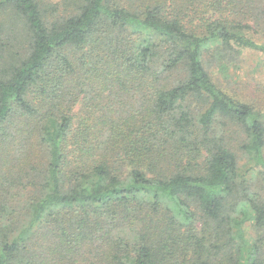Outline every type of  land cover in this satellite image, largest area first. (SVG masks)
I'll return each instance as SVG.
<instances>
[{"label": "trees", "instance_id": "trees-1", "mask_svg": "<svg viewBox=\"0 0 264 264\" xmlns=\"http://www.w3.org/2000/svg\"><path fill=\"white\" fill-rule=\"evenodd\" d=\"M199 1L0 0V264H264V111L206 59L264 45Z\"/></svg>", "mask_w": 264, "mask_h": 264}, {"label": "rangeland", "instance_id": "rangeland-1", "mask_svg": "<svg viewBox=\"0 0 264 264\" xmlns=\"http://www.w3.org/2000/svg\"><path fill=\"white\" fill-rule=\"evenodd\" d=\"M61 1L51 0L54 3ZM199 2L198 0L196 5L200 8ZM242 5L248 9L246 2H243ZM249 5L251 9H254V13L235 16L231 14V8H228V11H225L224 15H228L230 19H237V21L242 20L243 24L249 26V29H247L249 30V35L257 43L264 45V0H249ZM195 11V6L188 11L189 15L186 17V21H190L192 16L195 17ZM212 14L220 16L221 13H215L214 9L211 8L206 15L210 16ZM198 15L201 17V13ZM206 59L209 60L208 70L212 77L224 90L237 99L249 103L256 109L264 111L263 51L242 49L238 52V49H226L221 44H217L209 48ZM239 130L233 124H229L223 130V134L227 133V140L234 145L233 149L239 154V164L244 172L246 165H248L249 154L243 148L244 140ZM22 188L20 195L16 198L21 203H24V200L34 193L32 192L34 188L31 185H28L26 190ZM7 205L8 218L10 219L9 224L14 223L12 230L13 233H16L28 221L26 211L22 209L24 204H17L16 201L11 199V201H7ZM246 228L249 237L257 236V232L252 226L246 225ZM134 232H137V227L127 228L126 237L129 238Z\"/></svg>", "mask_w": 264, "mask_h": 264}]
</instances>
